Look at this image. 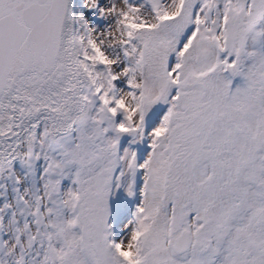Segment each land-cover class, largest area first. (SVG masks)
I'll return each mask as SVG.
<instances>
[{
    "label": "snow or ice",
    "instance_id": "6c2138e0",
    "mask_svg": "<svg viewBox=\"0 0 264 264\" xmlns=\"http://www.w3.org/2000/svg\"><path fill=\"white\" fill-rule=\"evenodd\" d=\"M0 264H264V0H0Z\"/></svg>",
    "mask_w": 264,
    "mask_h": 264
}]
</instances>
